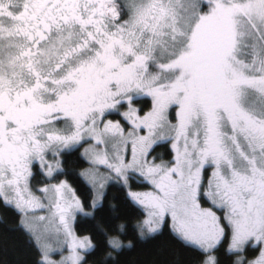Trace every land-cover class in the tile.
<instances>
[{"label":"snow or ice","instance_id":"1","mask_svg":"<svg viewBox=\"0 0 264 264\" xmlns=\"http://www.w3.org/2000/svg\"><path fill=\"white\" fill-rule=\"evenodd\" d=\"M0 251L264 264V0H0Z\"/></svg>","mask_w":264,"mask_h":264},{"label":"trees","instance_id":"2","mask_svg":"<svg viewBox=\"0 0 264 264\" xmlns=\"http://www.w3.org/2000/svg\"><path fill=\"white\" fill-rule=\"evenodd\" d=\"M8 235H9V240L13 239L12 234H8ZM4 259H8V260L14 259V256L11 253V251L8 252L7 256H5L3 251H0V261H2Z\"/></svg>","mask_w":264,"mask_h":264}]
</instances>
